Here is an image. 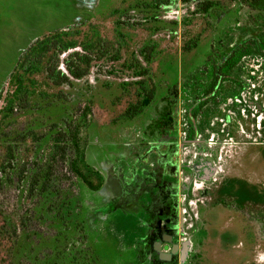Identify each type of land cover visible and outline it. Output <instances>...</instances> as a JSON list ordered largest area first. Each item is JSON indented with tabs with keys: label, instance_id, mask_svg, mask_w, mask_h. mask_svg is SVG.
Wrapping results in <instances>:
<instances>
[{
	"label": "rangeland",
	"instance_id": "374dc122",
	"mask_svg": "<svg viewBox=\"0 0 264 264\" xmlns=\"http://www.w3.org/2000/svg\"><path fill=\"white\" fill-rule=\"evenodd\" d=\"M60 32L58 86L22 62ZM0 264H264V10L0 0Z\"/></svg>",
	"mask_w": 264,
	"mask_h": 264
},
{
	"label": "trees",
	"instance_id": "16d2710c",
	"mask_svg": "<svg viewBox=\"0 0 264 264\" xmlns=\"http://www.w3.org/2000/svg\"><path fill=\"white\" fill-rule=\"evenodd\" d=\"M244 2L250 4L251 6H254L256 8H259L261 10H264V0H243ZM211 8V5L206 6L203 11L207 12ZM67 36V33L60 32L55 33L53 35H50L46 38H44L41 41H37L34 43L30 48L28 49L24 59L23 64H29V66L34 69L35 66L42 63L44 59L47 57V55L52 52V55L48 58V66H47V73L48 77L53 81L55 85H64V84H70L71 79L81 80L84 77H86L90 72V65L92 62V59L89 58L87 55H83L77 52H72V50H75L78 45L75 42H69L64 39V37ZM83 51L85 53H89V49L87 46L82 47ZM70 52V53H69ZM62 54H67L66 58L63 60V63L65 64L67 74H64L61 70H59V64H60V56ZM231 62V59H228L224 66H228V64ZM223 66V67H224ZM221 72V71H220ZM154 96V90L152 89L149 91L148 95L146 96L145 100L143 101V105L150 104L151 100ZM140 105L130 107L128 109L126 116L128 117H135L140 113ZM75 135V133H71L68 135L69 137H72ZM61 136L67 137L65 133L60 132L57 139V144H61L62 139ZM73 149L78 153L80 152L78 142H72ZM65 146V145H63ZM65 147H62V149ZM84 159V155H82ZM73 170V169H72ZM75 173L80 175V173H77L75 170Z\"/></svg>",
	"mask_w": 264,
	"mask_h": 264
},
{
	"label": "water",
	"instance_id": "95a60500",
	"mask_svg": "<svg viewBox=\"0 0 264 264\" xmlns=\"http://www.w3.org/2000/svg\"><path fill=\"white\" fill-rule=\"evenodd\" d=\"M156 249H157L158 251H160V247H159V246H157ZM161 257H162L163 259H166V260L169 258V257H168L167 255H165V254H161Z\"/></svg>",
	"mask_w": 264,
	"mask_h": 264
}]
</instances>
